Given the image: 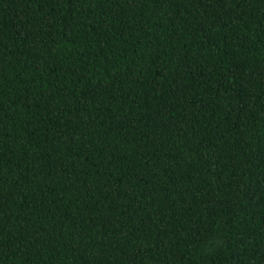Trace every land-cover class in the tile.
Returning <instances> with one entry per match:
<instances>
[{"label": "trees", "instance_id": "16d2710c", "mask_svg": "<svg viewBox=\"0 0 264 264\" xmlns=\"http://www.w3.org/2000/svg\"><path fill=\"white\" fill-rule=\"evenodd\" d=\"M0 264H264V0H0Z\"/></svg>", "mask_w": 264, "mask_h": 264}]
</instances>
